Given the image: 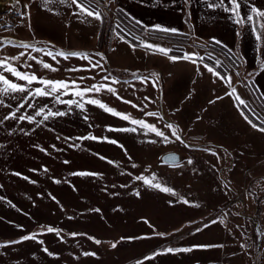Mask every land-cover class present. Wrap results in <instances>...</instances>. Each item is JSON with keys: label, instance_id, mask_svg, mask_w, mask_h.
Returning a JSON list of instances; mask_svg holds the SVG:
<instances>
[{"label": "crops", "instance_id": "crops-1", "mask_svg": "<svg viewBox=\"0 0 264 264\" xmlns=\"http://www.w3.org/2000/svg\"><path fill=\"white\" fill-rule=\"evenodd\" d=\"M24 1V5L30 8V0ZM37 1L39 3L34 8L33 0L30 1L31 13L26 8L25 16L29 14L31 18L19 28L22 38L27 39L32 33L47 32L51 38L63 42V49L72 48L70 51H85L90 55L91 63L78 57L71 58L73 61L63 59V80L74 79L81 87L111 84L112 80H118L119 83L111 86L117 90L123 88L125 100L127 96L123 91H128V97L134 91L139 95L135 82L143 84L141 80H151L147 83L154 92L156 89L161 92L162 84V104L179 114L187 137L158 149L156 162L161 168L159 172L148 169L132 171L136 177L150 178L155 174L163 186L171 187L176 193L161 192L146 185L151 214L148 220H30L31 178L16 161L19 154L25 156L26 149L18 148L21 143L16 138L0 135V145H3L0 147V197L4 198L0 199V244L34 233L37 236L35 240L0 247V264H137L138 261H143V264H255L258 255L259 264H264V165L254 170L264 162V133L252 128L241 116L234 98L225 95L230 88L202 66L197 72V65L189 61L173 62L138 45L133 49L132 43L117 36L120 33L125 37L122 31H111L105 16L102 21L78 17L73 15L77 12L75 5L57 2L45 7L44 0ZM103 3L108 9H120L134 22L140 21L138 25L155 39L157 45L165 46L160 42L164 35L157 36L162 32L156 29L157 25L176 28L178 32L175 35L184 36L188 42L183 54L186 50L202 56V47L214 43V39L220 41V46L227 51L232 50L237 66L226 71L232 73L233 86L249 104L255 97L264 109V96L261 95L264 93V72L258 69V47H264V44L255 39L248 26L241 28L233 23L229 12L208 8L204 0H191L190 4L184 0H104ZM252 6L264 10V0H242V15L248 14ZM51 38L40 37L59 50ZM17 49L14 48L15 51ZM8 50L12 51V48ZM96 63L100 66L93 69L91 64ZM72 64L88 70L66 71ZM131 67L138 72L135 78H129L125 72H114L131 70ZM254 70L258 74L249 76L248 73ZM237 71L239 76L235 75ZM153 73L159 74L158 80ZM105 76L109 79L104 80ZM80 77L86 79L81 80ZM254 88L260 91L254 92ZM90 95L116 98L103 90ZM141 143L150 142L143 140L138 144ZM169 155L177 159L166 162ZM189 160H192L191 164ZM222 166L230 169V187H225L220 178ZM251 170L252 174L246 178ZM139 183L144 184L138 180ZM184 200L189 203L185 204ZM242 214L256 216L259 229ZM221 217L225 218L224 224L218 222L204 227ZM48 226L61 229L60 235L48 233ZM198 228L202 230L197 231ZM70 233L82 235L73 238ZM88 237H95L102 243L96 244ZM113 243H116L115 248L111 246ZM209 244L224 247L193 248L191 252L165 253L145 259L169 247ZM85 252L95 255L85 256Z\"/></svg>", "mask_w": 264, "mask_h": 264}, {"label": "rangeland", "instance_id": "rangeland-1", "mask_svg": "<svg viewBox=\"0 0 264 264\" xmlns=\"http://www.w3.org/2000/svg\"><path fill=\"white\" fill-rule=\"evenodd\" d=\"M30 1V8H28L31 13V10L39 1L33 0L32 9ZM103 2L101 11L106 17L108 27L109 25L111 26V31H122L125 40H128L133 45H139L141 42L156 43L155 39L149 37L151 35L148 36V33L146 31L144 32L141 26L125 15H122L120 9H108L107 5ZM24 3V0H19V2L17 0H0V41L11 40L17 44L25 41L45 51L51 49L53 52L60 50H67L66 52H69L72 48L63 49V42L60 40L57 41L56 38H51L52 35L47 32L32 33V35L28 36L29 38H22L23 34L19 31V28H21L22 24L28 22V18H31L29 14L27 17L25 16L26 8L24 7ZM22 16L23 18H21ZM117 24L120 25L119 28L116 27ZM28 32L27 34L29 35L30 33ZM159 33H162L164 36ZM169 34L171 33L158 32L157 36H163V41L160 42L165 44L164 47L173 49L170 53L171 55L181 56L188 42L184 36L178 35L170 37ZM41 36L47 39H54L56 41L55 43L59 46V50L52 48L51 43L47 39H40ZM40 40H43L44 43ZM214 44L212 43L202 47V56L205 57V62L210 65L213 63V60L207 58L208 53H211L213 59L219 58L225 65L224 68L218 70H221L223 73L231 69L234 70L237 66L231 53L229 51H226V53L218 51ZM9 48H12V51H9ZM14 48L17 49L18 47L0 43V58L5 56L12 57L24 52L26 56H22L20 61H13L19 67L23 59L24 61L27 60L28 55L36 56L52 64L58 71L50 72L46 69L42 70L40 65L36 64L35 61L28 60L27 62L32 65L31 71H35L37 76H43L44 78L63 80L61 72L63 70L61 64L63 61L62 57H57V61H59L57 63L50 57L44 55L43 52H33L31 49L24 48L17 49V52ZM195 50L197 49L195 48ZM82 53H85V51H82ZM229 56L232 57V63L229 61ZM71 58L73 57H70L69 60L73 61ZM67 67L68 69L79 68V66L77 67L74 64ZM25 69L21 68L20 70L29 71V69ZM130 69L114 72H125L129 78H135L138 72L134 71L132 67ZM4 74L10 80H15L10 73ZM140 74L142 76V72ZM141 81L143 84L135 82L139 88V95L134 91L132 96L128 97V91H123L127 96L126 100L137 104L139 106L138 108H133L131 104H122V101L117 98L113 99V97L104 96L98 98L105 100V103L114 107L117 111L130 113L133 118L143 119L149 124H155L169 138L168 141H164L154 133L145 134V130L140 128H137V131L134 133L109 131V128L119 129L136 126L106 113L97 106H85L87 111L82 112L75 105L58 104L51 97H36L30 99L28 103L34 104L35 108H29L25 104V107L21 108L17 113V116L22 114L31 115L41 106H47L45 108L46 112L49 108L53 111H64L67 113L65 116L50 117L47 121L39 125L37 123H28L27 121L19 122L17 120H6V122H3L4 125L1 127L0 135L2 137L16 138L21 143L18 148L26 149L25 156L19 154L16 161L20 165V168L27 170L31 178L30 220H148L151 217L148 206L149 199L145 192L147 187L144 184H138V180L135 179L136 175L132 171L137 169L154 170L155 173L160 171L161 168L156 162L158 149L177 142L175 136L172 135V130L165 127L166 124H172L174 127L178 126L177 134L180 135L181 139H185L186 131L179 114L175 113L170 107H165L162 104L163 85L161 84V92L159 89H156L157 91L154 92L150 84L147 83L151 80L146 78ZM16 82L20 84L25 83L24 81ZM35 87H40V85L33 84L31 86L32 89ZM121 90L119 89L117 91L123 97ZM14 95L16 99H13L9 95L2 97L5 104L11 105V108L0 107V117L8 114L10 111H15L17 105L22 102L20 99L21 96H27V93H16ZM145 97L148 99H144ZM61 99L78 100L79 98L72 95H65ZM258 103L254 97L249 105L251 109H254L259 119L248 109H244L249 118L254 119V122L257 124L261 120H264L263 106ZM140 108H143V111H140ZM146 112H157L159 115L147 116L145 115ZM85 115L89 117L87 121L83 119ZM41 119L42 117H36V121H40ZM8 122H10V126H8ZM88 135H93L98 138L107 137L109 140L118 141V144L108 143L103 139H75L76 137ZM68 137L72 139H66ZM143 140H147L150 143L138 144L139 142H143ZM155 140H157L156 144H154ZM69 145L77 146L70 147ZM120 145H123V147H120ZM41 149H45L46 151H41ZM100 157H105V159H101ZM64 161H68L69 163H64ZM109 161L113 163H109ZM133 165H136V167H133ZM263 165L264 162L260 163L254 170H259ZM44 169H47V171H44ZM123 170L124 172H122ZM252 170L247 172L246 178L252 174ZM229 171V168L223 166L220 170V178L224 181L225 187L231 186V181L228 178ZM76 172H92L101 175H72V173ZM56 180H59L60 183H56ZM245 185L246 183L244 182L243 186L245 187ZM137 192L139 195L136 194ZM95 209H99V211H95ZM243 216L247 218L248 215L243 214ZM252 216L255 218L254 220L247 219L256 228L260 224L257 217Z\"/></svg>", "mask_w": 264, "mask_h": 264}, {"label": "snow or ice", "instance_id": "snow-or-ice-1", "mask_svg": "<svg viewBox=\"0 0 264 264\" xmlns=\"http://www.w3.org/2000/svg\"><path fill=\"white\" fill-rule=\"evenodd\" d=\"M19 2V0H17ZM60 3L61 5H75L77 12L73 13V15H76L78 17H90L92 19H95L97 21H102L104 18V14L101 11V5L103 0H44V6L47 7L50 3ZM186 4H190L191 0H184ZM204 3L208 8L211 9H222L225 12H229L231 14V19L233 20V23L237 24L241 28L248 26L251 31L255 34V39L258 42H261V44H264V10H261L255 6L250 7L248 14L242 15L241 13V3L242 0H204ZM25 8L28 7V5L24 6ZM23 18V16L21 17ZM137 24L140 23V21H136ZM117 28L120 27L119 24L116 26ZM156 29L158 31H162L165 33H177L178 30L176 28H162L161 26L157 25ZM239 35V33H237ZM117 36L121 40H124V37L120 35V33H117ZM214 39V38H213ZM0 43H3L4 45H12L13 47H19L24 49H31L33 52H43L44 55L50 57L53 61H57V57H62L63 59L67 60L70 57H78L81 59L89 60L90 61V55L88 53H82V52H76V51H69L65 52L63 50L53 52L51 49L45 51L42 48H37L33 44L26 43V42H20V43H14L11 40H4L0 41ZM214 43L219 45L221 44L220 41L214 39ZM139 47L145 48L149 50L152 54H160L164 57H167L170 61L176 62L178 60H185L189 61L194 65H197V72L200 71V66H202L208 73H211L213 77H216L220 81H222L228 88H230V91L226 92L225 95L231 96L234 98L235 104L238 108V110L241 111V116L245 119V121L254 129L264 133V120H261L259 124L254 123L252 119L249 118L247 114L242 109H248L250 112L253 113V115H256V118L259 119V116L255 113L254 109L250 108L249 102L242 98V96L238 93L237 88L233 86V76L231 72H225L221 73V71H218V69L224 68L225 65L223 62L219 59H213L211 53H208L207 58L209 60H213V63L210 65L208 63H205V57L199 55L198 53H187L185 52L182 56H175L170 55V53L173 51L170 47H163L157 44L153 43H147V42H141ZM133 49L137 47V45L132 46ZM226 47V46H225ZM229 53L232 52L231 49L228 50ZM258 52L260 53V58L258 60V69L259 72H264V47H258ZM97 55H100L102 58V54L97 53ZM25 56L24 52H21L19 55L12 56V57H3L0 58V107H9L11 108V105H6L4 99L2 98L5 95L11 96L13 99H16V96L14 94L20 93L24 94L27 93V96H21V101L15 111H10L8 114L3 115L0 117V125L3 124L6 120H17L19 122L27 121L28 123H37V125L44 123L47 121L50 117H59V116H65L67 113L64 111H53L50 108L45 111V108L47 106H41L37 108L33 114H22L17 116V113L20 111L21 108L25 107V104L28 105L29 108H35L34 104L28 103L30 99L36 98V97H51L55 100L58 104H67L69 106L75 105L78 109H80L82 112H86V105H94L105 111L106 113H109L113 116H116L124 121H128L131 125H134L136 127H125V128H119V129H113L109 128V131H119V132H136L137 128L145 130V134L147 133H154L156 136L161 137L164 141H168V137L165 135V133L156 127L155 124H149L143 119H136L131 116L130 113H124L117 111L114 107L109 106L107 103L102 102L101 99H99L97 96L90 95V94H98L102 90L106 91L107 93H111L113 96H115L118 100H121L123 103L131 104L133 108H138L139 106L137 104H134L130 100H125L122 96L119 95L116 88L112 87L111 84L119 83L118 80H112L111 84H92L91 86L81 87L79 84H77L76 80H53L44 78L43 76H37L35 71H31L32 65L28 63V60L35 61L36 64H39L41 68L46 69L50 72H56L58 69L54 67L52 64L45 62L42 59L37 58L36 56H27V60H25L23 63L19 65V67L16 66V64L13 63V61H20L21 57ZM229 61L232 63V57L229 56ZM91 63V61H90ZM100 65L98 63L91 64V67L94 69L96 67H99ZM21 68L29 69V71H21ZM88 69H81V68H70L66 69V71H85ZM4 73H10L12 77L15 78V80H10ZM258 72L255 70L253 72H249V76L257 75ZM152 75L157 77V80L159 79L158 73H153ZM236 76H239L240 73L237 71L235 73ZM81 80L86 79L85 77H80ZM94 79V77H93ZM104 80H108L109 77L105 76L103 77ZM146 79V78H145ZM16 81H24V84L17 83ZM215 82V81H214ZM33 84H39L40 87H35L34 89L31 88ZM155 86V81H154ZM246 86H252V85H246ZM259 88H254V92H259ZM65 95H72L74 97H78L79 99H71V100H63L61 99L62 96ZM264 96V93L261 94ZM223 97H217V99H222ZM144 99H148L145 97ZM215 101H210V103H214ZM146 107V105H145ZM140 111H143V108L139 109ZM145 115L147 116H158L159 114L157 112H146ZM36 117H42L40 121H36ZM162 119V117H160ZM85 121L89 119L87 115L83 117ZM91 127V125H89ZM166 128L172 130V135L175 136L176 140H180V135L177 134V127H174L172 124H166ZM66 139H72L71 137H68ZM75 139L78 140H98L103 139L107 141L108 143L112 144H118V141L116 140H109L107 137L98 138L93 135L83 136V137H76ZM70 147H76L77 145H69ZM0 147H3V145H0ZM53 147H55L53 145ZM120 147H123V145H120ZM41 151H46L45 149H41ZM215 155V153H213ZM101 159H105V157H100ZM170 159L176 160L177 158L175 156H172ZM64 163H69L68 161H64ZM109 163H113L112 161H109ZM188 163H192V160H189ZM133 167H136V165H133ZM44 171H47V169H44ZM17 176H20V173H14ZM72 175H79V176H99L101 174L99 173H92V172H76L72 173ZM24 179H28V177H23ZM136 180L143 181L145 185L150 186L151 188H155L160 190L161 192L170 193L175 195L176 193L171 187L163 186L158 180L155 174H153L150 178L146 176H137L135 177ZM56 183H60L59 180L55 181ZM33 183H35L33 181ZM2 187V186H0ZM139 195V193H136ZM0 199H4L3 197H0ZM53 199H55L53 197ZM185 204H188L189 201L184 200ZM11 205V202H9ZM14 207V205H11ZM198 206V205H197ZM95 211H99V209H95ZM224 224L225 218L221 217L218 221L212 220L209 224H205L204 227H210L211 224L216 223ZM202 229H197V231H201ZM46 231L48 233L55 232L58 236L60 235L61 229L54 228L52 226H48L46 228ZM73 238H75L78 235H82L80 233H70ZM86 235V234H83ZM163 235V234H160ZM89 239L93 240L94 243L100 244L102 241L99 239H96L95 237H88ZM37 239L36 234L26 235L21 237L20 240H14V241H8L6 243L0 244V247H7L9 244H15L20 243L24 240H35ZM124 239V238H121ZM132 239V238H129ZM40 243H43L40 241ZM113 248L116 247V243H113L111 245ZM215 247H224V245H216V244H209V245H194L193 247L188 248H166L163 252H155L150 257H145V259H152L156 255H161L165 253H176V252H191L193 248H215ZM241 247H244V245H241ZM45 252H48L47 248L43 249ZM49 255H54L53 253H48ZM83 255H95V253H89L85 252ZM137 264H143V261H138Z\"/></svg>", "mask_w": 264, "mask_h": 264}, {"label": "trees", "instance_id": "trees-1", "mask_svg": "<svg viewBox=\"0 0 264 264\" xmlns=\"http://www.w3.org/2000/svg\"><path fill=\"white\" fill-rule=\"evenodd\" d=\"M123 15V14H122ZM161 35H163L162 33H159ZM170 37H173V36H178V35H175V34H169ZM214 46H216V48L218 49V51L222 52V53H226V49L220 45H217V44H214ZM218 71H221V70H218ZM221 73L223 74V72L221 71ZM252 119V118H251ZM253 122H254V119H252ZM256 123V122H255ZM255 264H259V255L257 256V259H256V263Z\"/></svg>", "mask_w": 264, "mask_h": 264}, {"label": "water", "instance_id": "water-1", "mask_svg": "<svg viewBox=\"0 0 264 264\" xmlns=\"http://www.w3.org/2000/svg\"><path fill=\"white\" fill-rule=\"evenodd\" d=\"M172 156H173V155H169V156H167V157L165 158V161H166V162H170V161H172V159H170ZM173 161H175V160H173Z\"/></svg>", "mask_w": 264, "mask_h": 264}, {"label": "built area", "instance_id": "built-area-1", "mask_svg": "<svg viewBox=\"0 0 264 264\" xmlns=\"http://www.w3.org/2000/svg\"><path fill=\"white\" fill-rule=\"evenodd\" d=\"M247 218H250L251 220L255 219L253 216H247Z\"/></svg>", "mask_w": 264, "mask_h": 264}]
</instances>
